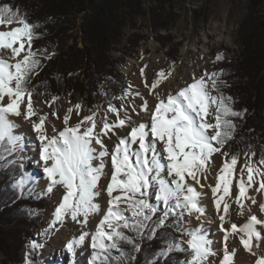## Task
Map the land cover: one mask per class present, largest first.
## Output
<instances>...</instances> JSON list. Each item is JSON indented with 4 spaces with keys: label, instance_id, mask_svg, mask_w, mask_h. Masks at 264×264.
Masks as SVG:
<instances>
[{
    "label": "snow or ice",
    "instance_id": "snow-or-ice-1",
    "mask_svg": "<svg viewBox=\"0 0 264 264\" xmlns=\"http://www.w3.org/2000/svg\"><path fill=\"white\" fill-rule=\"evenodd\" d=\"M39 27L18 8L0 6V170L22 169L23 161L35 153L45 181L41 185L40 178L30 174L13 177L10 187L15 195H7L5 188L4 205L23 198L25 189L37 199L62 189L47 227L29 240L24 264H45L39 258L43 249L69 219L80 226V233L56 250L68 257V264H76L77 250L86 240L91 249L87 264H130L142 243L152 241L160 246L150 251L145 264H217L210 260L217 256L218 264H234L233 239L256 257L255 264H264L259 252L264 216L252 212L258 202L250 195L254 189L264 196V158L254 161L255 152H244L238 169L241 154L226 150L236 133L235 121L243 119L244 112L236 111L233 98L221 92L223 72L205 71L175 92L162 94L157 89L173 70L162 69L151 83L144 80L151 101L129 85L111 98L120 105L110 100L99 121L98 111L89 109L90 114L81 116L83 105L70 101L58 114L53 105L60 97L55 95L44 101L52 111L44 112L29 87L42 66L40 56L50 59L46 50L33 48ZM222 59L217 55L214 62ZM146 67L140 69L142 78ZM136 98L142 101L139 105ZM73 113L78 119L70 123ZM51 117L61 120L63 127L58 129ZM14 118L30 128L18 132L21 126ZM217 154L222 163L214 160ZM214 165L215 183H207ZM205 188L214 211L203 200ZM233 204L236 215L248 213L242 224L231 218ZM258 210L264 214V200ZM95 216L100 219L94 231H85ZM211 224L222 234L220 248L209 237ZM168 228L179 236L161 232ZM181 254L185 259L178 258Z\"/></svg>",
    "mask_w": 264,
    "mask_h": 264
},
{
    "label": "trees",
    "instance_id": "trees-1",
    "mask_svg": "<svg viewBox=\"0 0 264 264\" xmlns=\"http://www.w3.org/2000/svg\"><path fill=\"white\" fill-rule=\"evenodd\" d=\"M172 0H0L27 15L29 23L40 25L36 32L40 38L33 48L53 55L50 59L40 56L39 74L32 78L29 87L35 94L58 96L78 92L89 109H102L120 96L127 81L119 71L121 54L135 53L140 35L133 33L124 43L125 29H137L139 20L149 19L156 32L168 31L172 20L164 15ZM245 18L238 31L239 55L234 58L225 50L223 59L216 61L223 75L221 92L233 98V108L244 112L237 119L234 139L228 142L230 153L254 152L255 160L264 158V0H232ZM150 3V7L146 4ZM80 19L79 35L71 30ZM80 41L83 47H79ZM171 42V40H170ZM216 55V56H217ZM215 56V58H216ZM246 110V111H245ZM24 173V167L13 172L12 168L0 170V252L3 264H24L22 251L33 229L41 222L45 209L44 199L29 196L17 198L4 205L7 195H15L10 187ZM172 236L179 234L171 228L162 229ZM160 246L159 241L144 242L136 260L130 264H145L150 251ZM124 250L131 253L129 246ZM36 258V257H34ZM183 259V255H178Z\"/></svg>",
    "mask_w": 264,
    "mask_h": 264
},
{
    "label": "rangeland",
    "instance_id": "rangeland-1",
    "mask_svg": "<svg viewBox=\"0 0 264 264\" xmlns=\"http://www.w3.org/2000/svg\"><path fill=\"white\" fill-rule=\"evenodd\" d=\"M146 7H150V3L146 4ZM245 13H243L240 9H238V5H236L232 0H172L170 5L167 6L166 13L164 15L170 18L173 22L170 30L165 31L161 30L156 32L153 28V25L150 21V15L147 18H142L139 20L137 29H125V37L124 43L127 42L128 37L133 33L140 35L142 38L139 40L137 47L135 48V53L131 52L127 57L122 58L121 54H117L116 57L121 58L122 63L118 64V70L125 73L127 76V81L123 86L121 91V95L123 94V90L127 89L129 85H132L133 91H139L145 98L148 97L147 89L144 87V80L140 75V69L145 65V75L147 77V81L151 83V74L152 76L158 71V69L164 66L171 67L172 74L165 80L157 90H165L166 87H171L172 84L182 76L184 73H189L191 71H196L200 73L201 65L207 63L212 67L213 72H219L218 65L215 61V56L220 53H225V50H229L231 56L236 58L239 55L240 47L238 44V31L239 28L245 18ZM81 20L78 19L75 27L71 30V33L75 35H79V28H76L77 25L81 24ZM15 27V25H13ZM80 36V35H79ZM220 36H223L222 40H220ZM171 40V42H170ZM212 43H209L208 41ZM203 42H206L207 49H204V54L200 52V48ZM79 47H83L82 42L80 41ZM191 50L190 53L184 54L183 50L185 49ZM193 49V50H192ZM45 57L44 55H41ZM47 56L53 57L52 54L48 53ZM167 84V85H166ZM52 95L50 94H34V99L40 102V108L44 112H50L51 109L47 108L44 101L46 99H50ZM60 99L53 105V108H56L61 114L65 107L64 99L68 98L71 101V104L81 103L83 105V110L81 112V116L88 115L89 108L85 103V100L78 92L72 93H61L58 95ZM132 98H129L131 101ZM142 101L139 98L135 99V104L139 105ZM121 103L120 100H115L113 104L119 106ZM107 105L102 109L94 108L92 111H98L99 115L97 116V120L99 121L104 115L105 109ZM110 119H115L114 116L108 114ZM134 119H139L133 113ZM74 118V119H73ZM73 118L70 123H75L78 119L75 113H73ZM52 119V117H51ZM58 120V119H57ZM60 121L52 122L55 123L57 128L60 127ZM49 130L51 131V125H49ZM123 134V133H120ZM226 150L230 152V149L226 147ZM254 152V150H252ZM23 155V154H22ZM219 159V154L214 157V160L217 162ZM254 159V158H253ZM255 161V159H254ZM244 163L243 154L240 156V163L237 165L239 169L240 165ZM24 164V173H27V166H32L27 161H23ZM215 169V165L213 166ZM214 171V170H213ZM41 176V175H40ZM207 183H215L213 173L209 176ZM39 191V187L36 188ZM238 190L235 187V181L233 186V193H236ZM62 189L54 191L51 196L43 197L40 199H44L45 209L41 214V222L38 223L37 229H33L32 236L30 239L37 238L36 233L45 228L46 222L51 217V213L56 207L57 203L61 198ZM250 195L256 197L257 202L259 203L263 196L254 189L250 190ZM106 198V197H105ZM206 206L210 211H214L211 208V193L208 192L206 188L205 199H203ZM250 203V202H249ZM258 205V204H257ZM232 215L231 218L233 222L237 224H242L241 219L246 218L248 213L246 212L244 216L236 215L237 207L235 204L232 205V209L230 210ZM252 212L256 215L259 212L256 209V206H252ZM97 217L90 218L89 224L85 231L92 232L94 231V227L97 222ZM99 221V220H98ZM197 222L193 221V225ZM217 226V224L207 225L209 229V237L214 240V247L218 248L216 245V241L213 238V227ZM68 232L67 238H62L57 240L59 232L63 231ZM80 226L70 219L66 221L65 225L60 228V231L56 233V236L53 237L52 242L47 247H57L58 243H66L73 236H78L80 233ZM239 242L237 239H233L230 242V248L232 250L240 251L242 246H238ZM262 249L264 251V241L262 242ZM27 246H25L24 251H22V257L24 261L25 253L27 251ZM46 249V248H45ZM91 249L88 247V241L86 240L85 245L80 247L77 250L76 256V264H87V260L90 258ZM241 252H237L234 257V264H237V259L239 258L238 254ZM221 255V253H220ZM84 256V258L82 257ZM222 256V255H221ZM82 257L83 260L80 259ZM40 259L45 261V264H48V256L42 251ZM220 256L211 257L210 260L216 261L218 264ZM247 260L250 263L255 264L256 257L248 254L246 256ZM4 255L0 252V264H3ZM183 259L185 257L183 256ZM57 260V259H56ZM80 261V262H79ZM252 261V262H251ZM53 264H56L52 262ZM61 263V262H60ZM16 264V263H12ZM62 264H68V257L66 261Z\"/></svg>",
    "mask_w": 264,
    "mask_h": 264
},
{
    "label": "bare ground",
    "instance_id": "bare-ground-1",
    "mask_svg": "<svg viewBox=\"0 0 264 264\" xmlns=\"http://www.w3.org/2000/svg\"><path fill=\"white\" fill-rule=\"evenodd\" d=\"M222 38H223V36H220V40H222ZM209 43H212L210 40L208 41ZM204 49H207V47H206V42H203L202 43V45H201V48L199 49L200 50V52L202 53V54H204ZM193 50V49H192ZM190 51L191 50H189L188 48L187 49H185V50H183V53L184 54H188V53H190ZM208 63V62H207ZM207 63H204V64H202L200 67H201V71H200V73H198V72H196V71H191V72H189V73H184V74H182V76L177 80V82L175 81L173 84H172V86L171 87H166V89L165 90H157V91H159V92H161L162 94H166L167 92H175L176 90H178L179 88H181V87H183L186 83H190L191 82V79H192V77L193 76H197V77H199L201 74H203L205 71H207L208 73H212L213 72V70H212V67L211 66H209ZM165 70V71H168V70H170L171 69V67H169V66H164L163 65V67L162 68H160V69H158V71L157 72H159L160 70ZM156 72V73H157ZM151 80L154 78V76H152V74H151ZM145 79H147V77H146V75L143 77V80H145ZM167 85V84H166ZM146 99H148L149 101H151L153 98L152 97H150V96H148V97H146ZM69 99L68 98H65L64 99V103H65V107H64V109H63V111L61 112V114L66 110V108L68 107V106H70V104H69ZM71 102V101H70ZM56 111H57V113L59 112L56 108H54ZM51 111H52V109H51ZM50 111V112H51ZM60 113V112H59ZM58 113V114H59ZM14 119H16L17 120V123L21 126V128L20 129H18L17 131L19 132V131H21V130H27V129H29L30 128V125H28L27 123H25L21 118H14ZM52 119H53V121L54 122H57L58 120L56 119V117H52ZM51 119V120H52ZM74 119V118H73ZM58 123V122H57ZM60 127H63V125H62V122L60 121ZM24 161H27V162H29L30 164H32V166H27V173L28 174H30L32 177H36V178H40V184L42 185V184H44L45 183V181L42 179V175H43V173H42V169H41V167H40V165L38 164V157H36V155H35V153H31L29 156H28V158L27 159H25ZM217 164H219V163H222V159H219L217 162H216ZM214 171H212V173H213V177L215 176V169H213ZM211 173V174H212ZM41 175V176H40ZM205 193H206V188L203 190ZM210 190L208 189V192H209ZM104 199H106V198H104ZM203 199H205V196L203 197ZM262 200H264V196H263V198H262ZM261 200V201H262ZM260 201V202H261ZM259 204V203H258ZM256 209H257V211L259 212V210H258V205H256ZM257 216L258 217H262V216H264V214H261L260 212H259V214H257ZM100 219V216H98L97 217V222H96V224L98 223V220ZM246 220V218H242L241 219V221H242V223L244 222ZM96 226V225H95ZM45 227H47V222H46V224H45ZM94 229H95V227H94ZM93 229V230H94ZM86 230V229H85ZM213 238L215 239V241H216V245L218 246V248H220V247H222V239H221V237H222V234L221 233H219L218 231H217V226H215V227H213ZM58 237L60 238V240L62 239V238H67L68 237V232L65 230V231H63V232H59V235H58ZM59 240V241H60ZM233 241V240H232ZM237 241H238V239H237ZM239 242V241H238ZM262 242L263 241H261V244H262ZM58 243V245H57V247H45L46 249H43V252L45 253V255H47L49 258H48V264H53L52 262H54V263H56V264H62V263H64V261H66V258H67V256L66 255H64V256H61L60 255V253L58 252V251H56L59 247H60V245H62L61 243H59V242H57ZM238 245V244H237ZM239 246V245H238ZM230 250H232L231 248H230ZM235 251V250H234ZM237 252H241V253H239L238 254V256H239V258L237 259V264H252V263H250V261H248L247 260V258H246V256L249 254L248 252H246L242 247H241V249H240V251H235V256H236V254H237ZM259 252H260V254L261 255H264V251H263V249H262V245H261V248H260V250H259ZM221 255H222V252H221ZM83 258H84V256H82ZM82 257H80V259L81 260H83L82 259ZM57 259V260H56ZM61 262V263H60ZM80 262V261H79ZM252 262V261H251Z\"/></svg>",
    "mask_w": 264,
    "mask_h": 264
}]
</instances>
